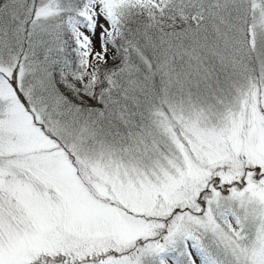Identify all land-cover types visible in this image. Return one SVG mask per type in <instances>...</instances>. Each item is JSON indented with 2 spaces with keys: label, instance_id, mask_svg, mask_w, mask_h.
<instances>
[{
  "label": "snow or ice",
  "instance_id": "1",
  "mask_svg": "<svg viewBox=\"0 0 264 264\" xmlns=\"http://www.w3.org/2000/svg\"><path fill=\"white\" fill-rule=\"evenodd\" d=\"M0 264H264V0H0Z\"/></svg>",
  "mask_w": 264,
  "mask_h": 264
}]
</instances>
